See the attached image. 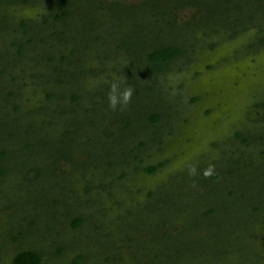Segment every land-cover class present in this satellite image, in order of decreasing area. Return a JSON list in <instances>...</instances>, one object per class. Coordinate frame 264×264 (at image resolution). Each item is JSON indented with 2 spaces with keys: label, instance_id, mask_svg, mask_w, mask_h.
<instances>
[{
  "label": "rangeland",
  "instance_id": "374dc122",
  "mask_svg": "<svg viewBox=\"0 0 264 264\" xmlns=\"http://www.w3.org/2000/svg\"><path fill=\"white\" fill-rule=\"evenodd\" d=\"M263 103L264 0L0 2V264H264Z\"/></svg>",
  "mask_w": 264,
  "mask_h": 264
},
{
  "label": "trees",
  "instance_id": "16d2710c",
  "mask_svg": "<svg viewBox=\"0 0 264 264\" xmlns=\"http://www.w3.org/2000/svg\"><path fill=\"white\" fill-rule=\"evenodd\" d=\"M3 1H6V0H0V2H3ZM68 13H70V11H65V14H68ZM20 49H21L20 51H22L25 48L23 46H21ZM184 50L185 49L182 48V46L180 47V46L174 45V44L173 45L172 44L171 45H163V46L157 47V48L155 47L154 49H152L147 54V56H145L146 60L143 58V56L137 54V57H136L137 58V63L136 64H137V66H138V64H140L139 66H142L143 67L142 69L150 67L152 65L153 66H157L158 69H162L163 66L166 65L167 63L179 58L180 56H182L184 54ZM138 68L139 67H136L135 69L137 70ZM11 94H13V92H11ZM52 96L53 95L50 93L49 97H52ZM73 99L74 100H78V99H80V96L77 93H74L73 94ZM197 99H198V97H194L193 98V100H195V101ZM263 105H264V103H263ZM162 116H163V113H161V112H153L149 116V121L152 124L158 123L161 120ZM141 117L142 116H140V118ZM123 120L125 121V126H130L133 121L139 122L138 118H134L133 119L132 116L123 117ZM127 120H128V122H126ZM1 133L2 132H0V138L3 135V133L2 134ZM238 134H240V133H238ZM28 145L29 146L30 145L33 146V143L32 144L30 143ZM4 153H6V151H4ZM9 159H8V161H11V159L10 160ZM164 165H165V162H161V163L156 164V165H150V166L147 167L146 170L149 173H154L158 169L163 167ZM4 171H6V170L1 168L0 169V174H3ZM214 176H218V174H214ZM83 222H84V218L80 217V218L74 219L72 221V224H73L74 227H78V226L82 225ZM263 243H264V238H263ZM166 251H167V249H166ZM159 257H161V255H159ZM43 260H44L43 253L40 250H37V249H34V248H30V249L20 250L14 256V258L12 260V264H42Z\"/></svg>",
  "mask_w": 264,
  "mask_h": 264
},
{
  "label": "clouds",
  "instance_id": "9594fccd",
  "mask_svg": "<svg viewBox=\"0 0 264 264\" xmlns=\"http://www.w3.org/2000/svg\"><path fill=\"white\" fill-rule=\"evenodd\" d=\"M130 95H131V90H129V91L125 94V98L127 99ZM206 175H207V173H206Z\"/></svg>",
  "mask_w": 264,
  "mask_h": 264
}]
</instances>
